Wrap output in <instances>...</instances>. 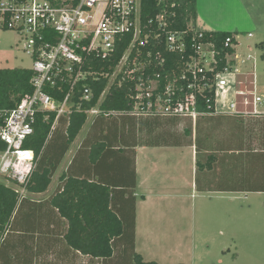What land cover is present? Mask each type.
Segmentation results:
<instances>
[{
	"label": "crops",
	"instance_id": "0c3cea01",
	"mask_svg": "<svg viewBox=\"0 0 264 264\" xmlns=\"http://www.w3.org/2000/svg\"><path fill=\"white\" fill-rule=\"evenodd\" d=\"M194 26L234 33L239 53V29L249 37L264 30V2L197 0ZM234 87L233 99H219L217 92L214 113L196 119L89 112L67 151L69 115H62L37 155L40 167L59 165L46 190L27 185L18 193L0 264H131L133 243L145 261L160 264L167 258L160 252L194 254L199 232L212 234L220 225L222 234L234 211L229 203L241 214L253 210L252 220L243 215L242 228L236 226L247 227L255 249L264 250V102H246ZM0 183L17 192L18 185ZM103 191L124 226L107 261L81 253L67 239V213L95 214Z\"/></svg>",
	"mask_w": 264,
	"mask_h": 264
},
{
	"label": "built area",
	"instance_id": "2783aa9c",
	"mask_svg": "<svg viewBox=\"0 0 264 264\" xmlns=\"http://www.w3.org/2000/svg\"><path fill=\"white\" fill-rule=\"evenodd\" d=\"M141 4L142 0H0V29L18 34L16 43L32 60L30 69L34 71L33 93L0 123V177L15 181L17 193L25 191L37 166L36 152L24 146L35 132L37 114L56 112L53 131L59 118L73 111L70 107L79 109L82 102L92 100V83L108 78L97 105L87 113L109 116L122 112L98 106L112 85L134 81L130 93L133 108L129 111L138 116L196 119L205 114L198 103L206 90L217 95L219 87L228 85L226 75H233L237 84L240 74L249 73L244 65L254 59L253 55L243 57L236 51L226 56V67L216 72L215 44L203 41L204 32L195 28L191 14L188 30L168 31L164 13L144 22ZM187 38L193 42L194 53L178 70L174 67L163 75L167 61L161 48L185 52ZM124 43L127 45L113 65ZM225 46L235 48L232 36L226 38ZM256 68L255 60L250 67L252 88L237 90L246 102L253 100L255 105L264 102ZM51 90L67 91L60 98ZM9 230L10 223L3 224L0 217V249Z\"/></svg>",
	"mask_w": 264,
	"mask_h": 264
},
{
	"label": "trees",
	"instance_id": "16d2710c",
	"mask_svg": "<svg viewBox=\"0 0 264 264\" xmlns=\"http://www.w3.org/2000/svg\"><path fill=\"white\" fill-rule=\"evenodd\" d=\"M197 10V0H142L141 17L144 22L156 19L158 15L164 13L167 22L168 31H185L188 30L187 18L190 14L195 18ZM203 41H212L215 44L217 52L216 72L222 71L228 60L226 56L234 53L236 50L230 46H225L228 36L233 37L236 44L235 34L229 31H203ZM188 36V35H187ZM127 43L121 44L118 55L115 58V65ZM257 47L264 51V41L257 44ZM166 59V66L162 68L163 75L168 74L175 67L183 65L194 53L193 42L187 38V48L185 52H170L166 48H161ZM264 60V53L261 55ZM108 69V68H106ZM34 71L30 68L5 67L0 68V123L8 112L15 109L23 98L29 96L34 91L33 80ZM108 84V78H102L98 82L92 83L93 98L88 102H82L79 109L70 107L73 111L69 114V123L66 128L67 145L74 141L86 123L88 114L87 110L97 105L101 94ZM134 87V81H126L121 86L112 85L104 100L99 105L100 109L105 111H125L131 110L132 100L130 93ZM67 90L63 93H57L53 90V94L62 98ZM81 94V92H79ZM216 92L214 90H206L198 103L199 109L205 114L214 113ZM49 114V117H45ZM56 117V112H39L35 122V132L26 141L24 146L32 148L39 156L45 149L46 143L52 131V126ZM61 119V118H60ZM59 119V120H60ZM58 163L51 164L48 167H40L38 162L33 173L31 182L28 184V190L44 191L47 189L54 175V171L58 167ZM102 190H104L102 188ZM99 200L98 211L93 214L91 209H87L85 214L75 213L70 210L68 214L70 221V230L67 234L68 242L81 253L93 258H101L107 261L114 255V241L124 236V226L121 219L110 208L109 195L105 191L102 192ZM62 196L58 197L55 201ZM18 193L4 184L0 183V217L3 224H9L13 212L18 202ZM134 243L132 250L127 252L132 258L131 264H158L156 261H145L142 256L135 251Z\"/></svg>",
	"mask_w": 264,
	"mask_h": 264
},
{
	"label": "rangeland",
	"instance_id": "374dc122",
	"mask_svg": "<svg viewBox=\"0 0 264 264\" xmlns=\"http://www.w3.org/2000/svg\"><path fill=\"white\" fill-rule=\"evenodd\" d=\"M264 2V0H263ZM246 5V1L244 2ZM244 29V28H243ZM239 40L242 42V46L239 48V53L243 57L248 54L253 55L254 59L250 60L244 65L245 75L240 74L237 83L238 89H251L253 75H251L250 67L253 66V62L257 61L256 68V78L259 85V93L264 94V60L261 55L264 51L257 47L256 44L264 40V30L253 31L254 36L249 37L246 30L239 29ZM19 39L18 34L14 30L0 29V67L1 66H11L20 68H32V60L21 50V46L17 45V40ZM237 62V60H235ZM228 79V85L219 87L217 92V97L223 100H231L234 98V85H236V80L233 75H226ZM251 97V95L249 94ZM242 98V96H240ZM0 180L7 182L9 185H15L14 182L7 177H0ZM241 204L240 201H235ZM217 204H222L217 202ZM215 205V204H214ZM231 211L228 226L223 228V233L221 231L220 225L213 226V233L199 232L197 237V249H195L194 254L190 252L188 255H183L182 257L176 256L169 258L170 251L160 252L161 254L167 256V258H162L159 260L160 264H264V250L255 249L252 234L246 233L247 227L243 230L236 225H240L242 228L241 219L249 218L253 219V210L246 207L247 214H241L237 212V207L234 204L229 203ZM244 215V217H243ZM216 217V215H215ZM207 224V220H204ZM228 223V221H225ZM233 230H235L233 232ZM174 250V249H173ZM176 251V250H175ZM168 252V253H167ZM185 253V251H183ZM120 258V257H119ZM117 260V259H116ZM123 262L122 264H126Z\"/></svg>",
	"mask_w": 264,
	"mask_h": 264
}]
</instances>
